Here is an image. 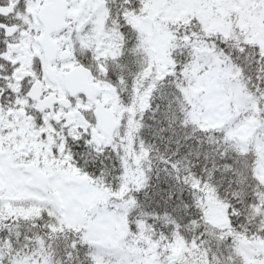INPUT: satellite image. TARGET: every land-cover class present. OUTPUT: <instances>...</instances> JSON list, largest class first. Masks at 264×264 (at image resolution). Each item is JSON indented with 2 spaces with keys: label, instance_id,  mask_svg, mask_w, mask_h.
I'll use <instances>...</instances> for the list:
<instances>
[{
  "label": "snow or ice",
  "instance_id": "6c2138e0",
  "mask_svg": "<svg viewBox=\"0 0 264 264\" xmlns=\"http://www.w3.org/2000/svg\"><path fill=\"white\" fill-rule=\"evenodd\" d=\"M0 264H264V0H0Z\"/></svg>",
  "mask_w": 264,
  "mask_h": 264
}]
</instances>
